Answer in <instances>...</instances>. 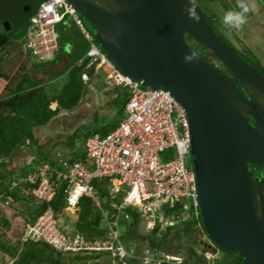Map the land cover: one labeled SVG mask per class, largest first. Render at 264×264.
Wrapping results in <instances>:
<instances>
[{"label": "water", "instance_id": "water-1", "mask_svg": "<svg viewBox=\"0 0 264 264\" xmlns=\"http://www.w3.org/2000/svg\"><path fill=\"white\" fill-rule=\"evenodd\" d=\"M43 1L0 0V22L23 32ZM69 1L120 70L169 89L185 108L198 206L212 241L204 244L238 250L244 264H264V73L225 42L191 0ZM186 34L209 58L190 47ZM89 102L95 104L88 86L73 110L35 127L36 137L63 133L69 115L83 120ZM29 149L34 152L23 146L15 155ZM249 162L261 167L259 174Z\"/></svg>", "mask_w": 264, "mask_h": 264}, {"label": "built area", "instance_id": "built-area-1", "mask_svg": "<svg viewBox=\"0 0 264 264\" xmlns=\"http://www.w3.org/2000/svg\"><path fill=\"white\" fill-rule=\"evenodd\" d=\"M67 15L77 25L82 24L80 13L69 0L41 2L29 16L25 46L40 59L55 54L56 25ZM85 58L87 68L100 65L107 84L129 90L124 117L107 134L96 133L87 139V162L63 160L57 167L45 163L29 175L28 181L36 184L34 196L47 207L36 221L27 224L25 237L46 241L63 253L107 255L114 264L136 260L184 264L181 256L164 251L146 248L139 254L132 243L121 239L118 225L121 217L131 218L129 209L139 213L148 230L174 226L184 221L188 211L193 218H199L195 173L186 164L190 127L185 108L169 89L146 86L120 70L95 42H91ZM101 178L110 180L107 190L115 210V215L110 216L102 209L106 236L90 239L82 232L62 230L52 205L60 182L65 185V209L77 211L83 196L102 207L99 190L93 183ZM176 206H180L179 212L172 211Z\"/></svg>", "mask_w": 264, "mask_h": 264}, {"label": "trees", "instance_id": "trees-1", "mask_svg": "<svg viewBox=\"0 0 264 264\" xmlns=\"http://www.w3.org/2000/svg\"><path fill=\"white\" fill-rule=\"evenodd\" d=\"M197 8L213 27L206 15L199 7ZM80 16L82 18L81 25H77L68 15L56 25L58 50L53 57L40 59L36 56L38 57L37 61H33L38 69L50 72L53 76L47 79H40L37 77L39 70L35 73H30L26 69L15 86L11 85L10 72L4 69V61L8 60L9 55L15 50L19 51V56L27 54L35 56V54H33L31 48L25 46V30L23 32L16 28L7 30L3 23L0 22V95L3 94V90H9L7 94L0 96V197L10 200L8 206L4 209L3 215L0 217V251L13 258L10 264H90L86 260L91 255L79 253L67 257L64 255L65 253L56 250L46 241L36 242L25 237L27 224L36 221L47 207L45 202L34 196L32 190L36 184L28 181L29 175L38 166L45 163L57 167L60 162L55 160L52 154L54 147L61 143L72 148L82 136L81 129L84 126L78 128L70 141H57L48 150L45 145L38 144L34 128L47 124L62 111L73 110L81 101L90 81L95 77L103 79V72L99 64L87 68L88 58L85 57L91 42L98 44V34L91 26V29L94 30V33H92L86 27L85 17L81 14ZM216 18L217 20L219 19L218 17ZM219 36L221 35L219 34ZM221 38L224 40L222 36ZM197 44L199 50H204V47L198 41ZM101 48L103 49L102 46ZM63 60L66 61V64L61 71H55L47 67ZM81 60L82 62H80ZM256 67L264 73L261 68ZM85 74L87 78L84 77ZM63 78L65 81L60 82L59 80ZM231 79L235 81L233 76H231ZM124 89L123 98L126 99V104L130 97V92L127 88ZM120 94L121 92L114 100L115 103L120 99ZM53 102L57 103L55 108L51 106ZM249 120L255 124L251 117H249ZM117 124L114 125L116 126ZM113 128L85 135V149L76 151L73 147L72 152L66 159L69 162H87V139L96 133L107 134ZM23 146L32 147L36 157L29 165L21 168L20 172L9 170L7 166L12 162L16 152ZM256 168L258 169L253 173L257 172L259 174L261 167L256 166ZM93 183L99 190L102 207L98 206L91 197L83 196L79 202L78 216L74 226L75 231L82 232L90 239H102L107 234V226L102 221L103 210L107 211L110 216L115 215V210L110 205L113 198L107 190L110 180L108 178L95 179ZM20 198H26L32 202V205L28 206L23 214L18 212L12 203ZM52 205L57 217L62 211L66 210L65 185L63 182H60ZM179 210L180 206H176L172 211L179 212ZM129 211L131 212L130 219L121 217L119 220V225H122V232L119 229L121 239L126 243L132 242L133 239L130 234L134 232L138 238L146 239V244L150 243V247L145 248H149L152 251H164L170 255H180L184 264H210L211 262V264H244L242 254L238 250L224 251L218 249L215 243H213V246L216 247V251L221 253L219 258L211 261L205 254L198 255L196 253L194 247L197 245L202 246L203 253L210 251V248L203 245L200 240L203 229L206 231L201 213H199L198 219L201 221L202 229L200 225L194 226L191 223L192 219H190L167 227L159 236L157 232L160 226L149 231V233H142L140 228L143 224L139 213L133 211V209H129ZM167 212L169 213L171 210H167ZM208 240L210 242L209 237ZM136 250L139 254H142L145 249L142 251L136 247ZM115 264L119 263L116 262ZM131 264L146 263L136 260L131 262Z\"/></svg>", "mask_w": 264, "mask_h": 264}, {"label": "rangeland", "instance_id": "rangeland-1", "mask_svg": "<svg viewBox=\"0 0 264 264\" xmlns=\"http://www.w3.org/2000/svg\"><path fill=\"white\" fill-rule=\"evenodd\" d=\"M191 1L197 7H199L200 10L206 15L207 19L213 24V28L216 30L218 34H220L224 38L225 42H227L235 50H237L239 54H241V56H243L247 61H249L252 64H255L264 71V0H243V2L248 5L249 11L245 14L246 22L239 29L227 27L222 22V18L225 12L240 10L238 8V0H191ZM216 17H218L220 20L219 19L217 20ZM86 27L90 29L92 33H94V30L91 29V24L87 20H86ZM185 37L188 44L195 52H199L203 54L205 57L209 58V55L205 50L202 51L199 50L198 48L199 46H197L198 44L194 37H192L189 34H186ZM18 53L19 51L18 52L16 50L13 51V53L9 55V59L5 60L3 63L4 69L10 72V76L12 80L11 85L13 86L16 85V82L20 79L22 73L26 69L30 73H35L37 72V70H39L37 73V77H39L40 79H47L53 76L52 73L46 72L43 69L40 70L35 66L33 61L35 60L37 61L38 57L32 54L19 56ZM53 55L54 54H49L47 59L53 57ZM65 64L66 61L63 60L55 65H49L47 67L55 71H61L64 68ZM218 67L221 69V71H223L219 64ZM59 81L64 82L65 80L63 78ZM88 86L92 91V95L94 96L95 104L90 102L86 103V105L89 107V111L87 113V119L84 122H88L89 120H93V119L94 120L92 122H88L87 124L85 123L81 125L84 126L81 129L82 136L76 141V145L73 146L74 148L72 147L73 149H76V151H82L85 149V138H84L85 135H88L90 133L93 134L95 132H101L107 128H113L115 126L114 124L119 123L120 120L124 117L123 109L126 101V99L123 98L124 95L123 93L125 92L124 88L116 86L115 87L116 90H114L113 89L114 87H112L111 85L105 82L104 76L103 79L99 77H95L93 80L90 81ZM8 92L9 90H3V94H1L0 96L7 94ZM118 92L119 93L121 92L120 94L121 97L117 101V103H115L113 101L114 98L117 97ZM51 106L55 108L57 106V103L53 102ZM63 113L66 112L64 111L60 112V114ZM94 115L96 116L94 117ZM101 116H105L107 118H102ZM80 122L81 121L79 120L78 117L75 118V117H71L70 115L67 116L65 120L61 122L62 124L61 128L63 131L62 134L75 129L76 126L81 124ZM64 139H65V135H60L57 138H46V139L39 137L38 144L45 145V148L48 150L51 148V146L54 143ZM72 148L60 143L54 147L53 149L54 151L52 154L54 155L55 160L62 163L63 160H67L66 158L69 157L70 153L72 152ZM30 154H32L31 157H29ZM34 154L36 153L35 151L33 152L32 150H30L29 153L27 154L19 152L17 155H15L12 162L7 166V168L9 170L20 172L21 168L26 166L27 161L31 162V160L35 156ZM186 164L189 167L192 168L194 167L190 153L187 154L186 156ZM248 165L252 170V172H255L258 169L254 164L250 162L248 163ZM9 201L10 200H5V198L0 197V217L1 215H3L4 209L8 206ZM12 203L16 207L17 211L22 214L26 212V208L28 206L32 205V202L26 198H20L18 200L13 201ZM77 216L78 214L77 211L75 210L62 211L58 216V223L60 228L66 232L75 231L74 224L75 221L77 220ZM190 219H192L191 223L194 226L200 225L201 227V221L199 219H193L191 213L188 211L184 217V220H190ZM118 228L122 232V225H119ZM140 229L142 233H149V231H152L146 229L144 225H141ZM165 229H166L165 227L160 226L157 235L161 236V234L164 232ZM130 237L134 241L132 240V242L130 241L128 243H132L134 247H138L142 251L146 249L145 247H150V243L146 244L145 241L146 239L138 238L134 232L130 234ZM208 237L209 236L207 232L204 231L203 229V234H201V239H200L203 245H205L204 243L207 241L205 239H208ZM210 242L212 243L211 239ZM194 248L198 255L205 254L206 256L209 257L211 261L221 256V253L213 248H210V251L207 252L204 251L205 253H203L201 245L199 246L197 245ZM64 255L70 257L73 256L74 253L73 254L65 253ZM12 261L13 258L10 255L0 251V264H10ZM86 262L90 264H114L111 257L107 255L100 256L94 254L91 255V257L87 259ZM153 264H161V263L158 262ZM163 264H168V263H163ZM169 264H178V263L170 262Z\"/></svg>", "mask_w": 264, "mask_h": 264}, {"label": "clouds", "instance_id": "clouds-1", "mask_svg": "<svg viewBox=\"0 0 264 264\" xmlns=\"http://www.w3.org/2000/svg\"><path fill=\"white\" fill-rule=\"evenodd\" d=\"M238 8L240 9L239 11L225 12L222 18V22L225 26L239 29L246 22L245 14L249 11L248 5L244 3L243 0H238ZM188 58L190 59V57ZM199 213H200V209H199Z\"/></svg>", "mask_w": 264, "mask_h": 264}, {"label": "flooded vegetation", "instance_id": "flooded-vegetation-1", "mask_svg": "<svg viewBox=\"0 0 264 264\" xmlns=\"http://www.w3.org/2000/svg\"><path fill=\"white\" fill-rule=\"evenodd\" d=\"M231 46V45H230ZM233 80V79H232ZM110 85V84H109ZM112 87H114L113 89L114 90H116L115 89V87L116 86H113V85H111ZM112 87H111V89H112ZM119 94V93H118ZM117 97H118V95H117ZM116 98H114V100H115ZM113 102H115V101H113ZM96 115H94V117H95ZM104 117V116H103ZM106 118V117H105ZM79 120H80V118H79ZM94 120V119H93ZM81 122H83V121H81ZM83 124V123H82ZM82 124H79L78 126H76V128L74 129V131L73 132H65L64 134H62V133H60V134H58L57 136H55L54 138H57V137H59L60 135H65V139L64 140H66V141H70V139L75 135V132L78 130V128H80L81 127V125ZM255 174H257V172L255 173ZM254 173H253V175H255ZM208 242H209V240L208 239H206ZM210 243V242H209Z\"/></svg>", "mask_w": 264, "mask_h": 264}, {"label": "crops", "instance_id": "crops-1", "mask_svg": "<svg viewBox=\"0 0 264 264\" xmlns=\"http://www.w3.org/2000/svg\"><path fill=\"white\" fill-rule=\"evenodd\" d=\"M101 117H102V118H105V116H104V117L101 116ZM101 117H100V118H101ZM112 117H113V116H112ZM106 118H107V117H106ZM108 118H111V117H108ZM86 119H87V116H85V118H84L83 120H80V121H83V122H82L83 124H85V123L87 124L88 122H92V121H93V120H89L88 122H84ZM70 132H71V131H70ZM27 153H28V152H25V154H27ZM29 162H30V161H29ZM29 162L27 161V162H26V165L29 164ZM22 167H23V165H22Z\"/></svg>", "mask_w": 264, "mask_h": 264}]
</instances>
